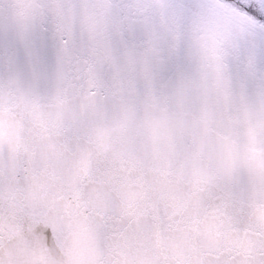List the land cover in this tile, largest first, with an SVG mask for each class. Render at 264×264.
<instances>
[{"label": "water", "instance_id": "obj_1", "mask_svg": "<svg viewBox=\"0 0 264 264\" xmlns=\"http://www.w3.org/2000/svg\"><path fill=\"white\" fill-rule=\"evenodd\" d=\"M0 264H264V127L167 89L0 90Z\"/></svg>", "mask_w": 264, "mask_h": 264}, {"label": "snow or ice", "instance_id": "obj_2", "mask_svg": "<svg viewBox=\"0 0 264 264\" xmlns=\"http://www.w3.org/2000/svg\"><path fill=\"white\" fill-rule=\"evenodd\" d=\"M141 87L264 127V0H0V90L39 106Z\"/></svg>", "mask_w": 264, "mask_h": 264}]
</instances>
